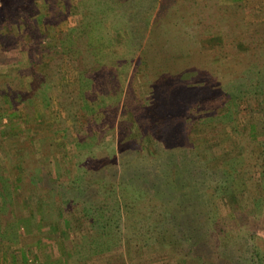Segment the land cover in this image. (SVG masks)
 <instances>
[{"label": "rangeland", "instance_id": "obj_1", "mask_svg": "<svg viewBox=\"0 0 264 264\" xmlns=\"http://www.w3.org/2000/svg\"><path fill=\"white\" fill-rule=\"evenodd\" d=\"M116 1L0 0V264H200L160 233L186 183L202 202L219 194L231 264H264L244 253L264 250V210L243 214L264 194V0ZM147 2L144 27L160 15L193 38L177 46L168 95L129 36L130 12ZM99 27L113 68L95 57L96 40L76 46ZM167 98L179 121L154 129L149 109Z\"/></svg>", "mask_w": 264, "mask_h": 264}, {"label": "trees", "instance_id": "obj_2", "mask_svg": "<svg viewBox=\"0 0 264 264\" xmlns=\"http://www.w3.org/2000/svg\"><path fill=\"white\" fill-rule=\"evenodd\" d=\"M102 1V0H101ZM105 4L108 5V3H111L112 0H104ZM115 3L117 2L116 0ZM150 2V1H148ZM144 3V8H142L140 17H137V15L132 12L129 14L128 18L130 20V25L134 26L131 29H129V36L130 40L134 41L133 46L134 49L137 51V56H139L140 62H143L142 65H145L147 68V71L151 72V77H153V83L155 85L156 91L158 96L162 95H168L170 94L171 90L168 92V90H165L167 87V79H169L171 73L168 70V67L178 61L180 62L182 59L175 56L177 52H179L178 47L181 45V43L185 41H190L192 36L189 34L190 32H182L179 33L180 27L176 29L174 26H178L177 23L172 25L171 21H168L164 23V21L160 20V15L154 22H150V25L152 26L151 29L148 27L147 22L148 18L151 16V10H153V2L152 3ZM185 7L187 5H184ZM141 7V6H140ZM148 12H150L148 14ZM111 15H114L113 13H109ZM115 15L124 16L125 19H127V12L123 10V12L120 10ZM131 15V18H130ZM108 17V14L101 15V17ZM100 16L96 18L99 22L102 23L103 18ZM100 24V23H99ZM158 25V26H157ZM157 26V27H155ZM144 27V29H142ZM85 30L86 27H83ZM99 27L93 30L94 34L86 35L83 31V33L80 34V40L76 41L78 43L76 46H81L83 43H89L90 39L96 40L95 42V51L97 52L95 57L98 58L100 54H104L103 60L108 63V67L113 68L111 62L113 61L115 52L108 50L106 48L105 44H102L100 42V39L104 35L107 36V33L103 32L99 33L101 30ZM160 32V33H159ZM181 35L182 37L178 36ZM186 40L182 41L181 38H184ZM211 42H216V40L220 41L221 36H211ZM167 40V41H166ZM75 41V40H73ZM162 41V46L158 45L159 42ZM205 41V39L203 40ZM223 41V40H222ZM222 41L219 42V44L223 45ZM170 42V44H169ZM168 43L167 45H165ZM75 46V51H77V66L74 67L76 71H80L78 67L80 68L82 63V56H79L78 52H81L82 50L77 49ZM178 46V47H177ZM189 46V45H188ZM180 48V47H179ZM102 50V51H101ZM133 54V52H132ZM136 55V54H134ZM165 56H171L169 59H165ZM185 56V55H184ZM94 73H96L95 70H93ZM102 71L104 75L107 76V72L105 67H102ZM96 78L98 79L99 85L101 86L103 83V74L99 72V74H96ZM163 87V88H162ZM162 90V91H161ZM162 92V93H161ZM97 96V94H96ZM98 97V96H97ZM95 99V98H93ZM241 99H236L235 101L232 100V105H234V102L238 107H240ZM228 101V97H227ZM164 104V108H159L158 104L159 102H154V104H157L156 106H152L149 111L153 113L152 118L150 120L152 128H158L161 129L164 127H168L170 124L178 123L179 119L177 117V114L174 111L169 110L168 108L173 107L171 106L169 98L164 99L161 101ZM167 107V108H166ZM175 113V116L173 115ZM174 116V117H173ZM176 121V122H175ZM151 129V128H150ZM154 129H151L153 132H155ZM261 150L260 154L256 156V162L258 163L259 167L261 168V174L264 175V142L261 143ZM201 159V158H200ZM201 161H203L201 159ZM197 162V161H196ZM167 176L165 177V179ZM160 182V181H159ZM241 181L232 182V188L229 192V195L235 200L237 199V195L241 191H245V179L240 183ZM162 186H166V184H163V181H161ZM192 184V183H191ZM216 186L220 188L222 191L225 188V184H223V181L217 180L214 182ZM210 185V184H209ZM208 185V188L210 187ZM188 183L184 184L181 188L177 189L178 192V205L175 203V209L173 213H168L172 215L173 219L167 221V225L163 223L162 230L160 229V233H162L163 238H169L170 245H172L174 248H177V250L182 253L181 255L183 257H192L194 258L198 263L200 264H231L236 256L235 252L231 251V249H222L220 239L218 238V235L221 231H223V220L221 216V211L219 209V206L214 203L216 200V197H218L219 194L217 192H210L209 193V199L205 202H202V200H198L197 197V188L190 187V189L187 187ZM206 186H204L202 189H205ZM210 189V188H209ZM216 189V188H215ZM264 190V185H263ZM205 192V191H204ZM206 194L207 192L204 193ZM172 193L171 188L166 189L163 192H157L154 195H161L164 197L167 195H170ZM172 195V194H171ZM199 195V194H198ZM195 196V197H194ZM264 194L261 196H254V211H244L243 214H249L252 213L257 214L259 211L262 212L264 209ZM208 197V193H207ZM187 202V203H186ZM169 205V209L173 207L172 205ZM166 205L165 207H167ZM164 207V206H163ZM241 207V206H240ZM239 207V208H240ZM241 209V213H242ZM177 213V214H174ZM179 213V214H178ZM166 218L168 215H165ZM255 216V215H254ZM183 218V219H182ZM161 224V221H160ZM159 227V226H158ZM166 238V240H167ZM242 242L241 239L233 240V244H240ZM232 244V245H233ZM246 246V244L244 243ZM259 249V248H258ZM260 250V249H259ZM244 253L250 254V261L254 260L257 255L260 258H264V250L262 251H244ZM257 253V254H256Z\"/></svg>", "mask_w": 264, "mask_h": 264}]
</instances>
